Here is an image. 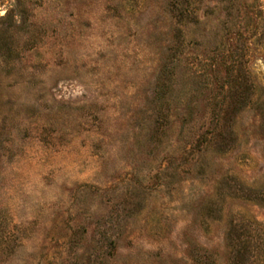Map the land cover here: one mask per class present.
<instances>
[{
	"label": "rangeland",
	"instance_id": "obj_1",
	"mask_svg": "<svg viewBox=\"0 0 264 264\" xmlns=\"http://www.w3.org/2000/svg\"><path fill=\"white\" fill-rule=\"evenodd\" d=\"M0 264H264V0H0Z\"/></svg>",
	"mask_w": 264,
	"mask_h": 264
}]
</instances>
